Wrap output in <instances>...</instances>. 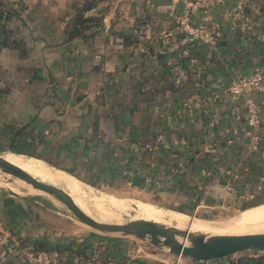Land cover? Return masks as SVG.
<instances>
[{
  "label": "crops",
  "instance_id": "crops-1",
  "mask_svg": "<svg viewBox=\"0 0 264 264\" xmlns=\"http://www.w3.org/2000/svg\"><path fill=\"white\" fill-rule=\"evenodd\" d=\"M178 9L175 0H0V146L80 179L127 183L177 203L197 190L215 200L218 193L233 197L235 178H245L238 196L250 197L264 179V91L249 96L260 108L250 128L241 117L245 97L224 86L264 65V0H218L192 10L196 22L217 23L214 49L175 29ZM191 148L224 162L222 180L210 173L201 187L210 168L190 160ZM180 177L188 183L178 185ZM8 200L0 226L49 245L32 253L52 264L171 259L86 228L57 241L29 237L7 223L17 209Z\"/></svg>",
  "mask_w": 264,
  "mask_h": 264
},
{
  "label": "rangeland",
  "instance_id": "rangeland-1",
  "mask_svg": "<svg viewBox=\"0 0 264 264\" xmlns=\"http://www.w3.org/2000/svg\"><path fill=\"white\" fill-rule=\"evenodd\" d=\"M9 153L22 155V156L32 155L29 152L18 150L15 147L0 146V156ZM55 168L58 167L55 166ZM75 177L78 178L77 176ZM78 180L81 181L82 185H84L83 186L84 196L83 199H81L80 201L83 204H85L86 207L91 212V214L96 217L95 218L92 216L93 218L95 219L98 218L97 220L100 221L107 220L106 222L117 221V220H111V221L108 220L107 216L109 215L108 212L110 210L111 211L113 210L115 212L114 213L112 211L114 214L113 215L114 219H119V221L128 220L129 216L131 217L134 216L131 213L133 212L132 208L136 206H141V204L143 203L142 204L143 206L145 205L150 206L152 208H155V210L158 209L160 213L161 211L163 212L161 214L162 217H164L162 219L164 221L155 220L153 222L163 223L166 226H170V228H172L173 230H179L189 233L194 228L193 226L195 224L193 223L197 224L203 222L204 224L210 223L211 225L222 224L228 220H231L233 217L239 215L243 211H246L252 207L257 206V205L252 207L250 206V200H249L250 197H245V198L242 196L230 197L227 194L218 193V195H216L217 196L216 200L218 199V201L216 202H210L207 204L200 201V202H196L192 208L190 206H184L183 208L185 210H181L179 208L180 207L179 204L175 201H171L170 198L167 197L164 199L156 198L157 196H151L149 192H145L144 190L132 187L127 183L109 184L107 182H101L94 178H90L89 180L78 178ZM25 183L27 182L0 169V223H1V217L3 218L4 216V211L2 209L5 208V203H6L5 199L9 198V200L11 201L9 200L7 201V206H9L12 202H17V209L15 211L10 210L12 214H10L11 216L7 218V220H9L7 221V223L9 225L17 224L22 234L28 232L29 237L33 238L35 236L40 235L41 237L43 236L44 239L51 238L57 241L61 238H65V237L67 238L73 235L77 231L85 232L83 231V228H86L85 230H89L91 232H96V233L108 232V231H101L98 229H94L89 225L81 222L53 194L36 189L32 187L29 183H27V185ZM27 186L30 187V189ZM93 203L94 205H92ZM120 203H122L121 207L124 208L125 206L126 209L121 208L119 206ZM261 204H264V201ZM88 205L90 206L88 207ZM99 205L101 208H104V211L107 213L105 214L107 219L103 214H101L103 216L99 217L98 215L99 213H97L94 210L93 207ZM126 205H128V207H126ZM195 207L198 208V213L193 214V208ZM122 212H124V215ZM116 213L118 216L115 215ZM127 213H129L130 215H128ZM172 216H174V218L177 217L176 219L184 218L185 224L182 222L181 226L180 225L177 226V224L179 223L176 222L174 223ZM131 217H129V219H131ZM185 218L192 219V221L190 220L186 221ZM190 222L192 223V225ZM3 227H4L3 225L0 226V263L2 262L6 264H14L13 259H15L16 257L17 258L15 260H18V263H22V264H52V262L54 263V261H52L53 259L49 258L50 256H46V257L41 256L38 258L37 256L33 255L32 251H30V247L28 243L27 244L24 243L26 241L25 239L20 241V238L22 237H17L19 235L16 234V232H12L11 230L5 231L6 229H4ZM190 227H192V230ZM216 229H218L217 231L220 230L218 233H238L233 231H227L224 229H219L218 227ZM108 233L116 234L118 236H126L127 238L131 239L133 242L140 243L143 247L148 248V250H151L152 252L158 251L160 253H164L165 255L170 256V258L174 257V254L170 253L165 245L163 244L153 245L149 243L147 237H137L134 234H130L122 231H110ZM7 239H9L15 245L4 246L5 243L4 240ZM17 244H19L18 245L19 248L16 247L13 250L12 248L17 246ZM16 253L17 255H15ZM244 255L251 256L250 258H252V260L249 259L251 264H264V248L236 251L225 255L210 257L208 258V260H211L214 264H227V262H229L230 260L237 259L238 257L242 259V263L240 262L238 264H245L243 263L245 262ZM181 258L187 260V262L191 261V258L188 256L182 255Z\"/></svg>",
  "mask_w": 264,
  "mask_h": 264
},
{
  "label": "water",
  "instance_id": "water-1",
  "mask_svg": "<svg viewBox=\"0 0 264 264\" xmlns=\"http://www.w3.org/2000/svg\"><path fill=\"white\" fill-rule=\"evenodd\" d=\"M0 169L24 180L36 189L53 194L78 220L94 229L108 232L122 231L134 234L137 237H147L149 243L153 245L163 244L173 254H180L190 258H210L236 251L264 248V231L219 233L207 237L200 233L193 237L190 244H184L183 241L175 237L170 226H166L163 223H155L144 218H134L121 222L100 221L77 207L73 199L62 187L37 178L1 156Z\"/></svg>",
  "mask_w": 264,
  "mask_h": 264
},
{
  "label": "bare ground",
  "instance_id": "bare-ground-1",
  "mask_svg": "<svg viewBox=\"0 0 264 264\" xmlns=\"http://www.w3.org/2000/svg\"><path fill=\"white\" fill-rule=\"evenodd\" d=\"M1 157L7 161L19 166L20 168L24 169L25 171L29 172L30 174L36 176L37 178H39L41 180H44V181H47V182H50V183H53L55 185L62 187L67 192V194L73 199V201L77 205V207H79L81 210L85 211L86 213L90 214L91 216L95 217L94 215L91 214V212L86 207V205L80 201L81 199H83V196H84V192H83V186L84 185H82L81 181H79L78 178H76L73 174H71V173H69V172H67L61 168L60 169L55 168V166H53V165L51 166V164L49 165L48 163L44 162L43 160H41L39 158L31 157V156H22V155L9 153V154H3ZM25 184L27 185V183H25ZM28 188L30 189V187H28ZM142 204H141V206H136V205H134L136 207L133 206L134 207V208H132L133 212H131V213L134 216H132V217L129 216V217H131V219L144 218V219L151 220V221H155V220L164 221V220H162L164 218V217H162V214H161V213H163L162 211L160 213L158 211V209L155 210V208H152V207L146 206V205L143 206ZM92 205H94V203ZM115 205H116V203H115ZM121 205H122V203H120L119 206L121 207ZM124 205H125V203H124ZM137 205H139V204H137ZM89 206L90 205H88V207ZM101 206H103V205H101ZM91 207H93V206H91ZM126 207H128V205H126ZM93 208L97 213H99L98 214L99 217H101L103 215L105 216V214H107L104 211V208H101L100 205L94 206ZM121 208H123V207H121ZM124 208H125V206H124ZM128 210H129V208H128ZM107 211H108V209H107ZM112 211L110 210L108 212V214H109L107 216L108 220H110V221L111 220H117L116 222H118L119 219H114V217H113L114 211L113 212ZM122 213L124 215V212H122ZM101 214H103V215H101ZM127 214L130 215L129 213H127ZM115 215H117V213ZM107 217L105 216L106 219H107ZM129 217H128V220H129ZM165 217H166V215H165ZM172 217H173L174 223L175 222L179 223V224H177V226L178 225L181 226L182 222L183 223L185 222L184 218L176 219L177 217L176 218H174V216H172ZM187 220L192 221V219H189V218L186 219V221ZM119 222H121V220ZM193 224H195L193 226L194 228L192 230V227H190L192 231L189 233L179 231V230H173L172 228L171 229H172L175 237L177 239L183 241L184 244H190V242L192 241L193 237L196 234L202 233L206 237L209 235H213V234H219L218 232L220 230L217 231L218 230V229H216L217 227L219 229H224L227 231H233V232H238V233H242V232L249 233V232L264 231V204H260V205H257L255 207H252L246 211H243L239 215L233 217L231 220H228L222 224L211 225L210 223L204 224L203 222L197 223V224L193 223ZM187 225H189V224H187ZM191 225H192V223H191Z\"/></svg>",
  "mask_w": 264,
  "mask_h": 264
},
{
  "label": "built area",
  "instance_id": "built-area-1",
  "mask_svg": "<svg viewBox=\"0 0 264 264\" xmlns=\"http://www.w3.org/2000/svg\"><path fill=\"white\" fill-rule=\"evenodd\" d=\"M179 9L175 16V29L188 39L196 40L207 44L214 49L218 42V26L216 22H196L192 17V10L207 9L213 6L218 0H175ZM224 91L231 95H241L245 97L243 111L241 114L244 122L250 128H255L260 120V108L249 96L254 92L264 91V65L255 66L246 74H239L231 77ZM252 143H256V136L252 134ZM198 208H193V214ZM182 255L174 254L170 260H165L163 264H185ZM187 264H201L199 259L191 258ZM204 264H207L206 262Z\"/></svg>",
  "mask_w": 264,
  "mask_h": 264
},
{
  "label": "trees",
  "instance_id": "trees-1",
  "mask_svg": "<svg viewBox=\"0 0 264 264\" xmlns=\"http://www.w3.org/2000/svg\"><path fill=\"white\" fill-rule=\"evenodd\" d=\"M85 7H88V6H82L81 8H85ZM77 19H80L79 15H77ZM78 22H80V21H78ZM72 32H75V31H71L70 37H72ZM247 126H249V125H247ZM188 142H189V144L192 145L194 140H189ZM197 151H198V149H195V148H191L190 149V153H191L190 160H192L194 163H196L198 165L199 169H203V168L207 169L208 167L210 168L208 174H204V175L201 174V176L199 178L201 187L209 179V174L210 173L211 174H215L219 179L222 180L220 175H223V174L219 171V168L221 167V164L224 163V162L221 159H218V158L214 157V155H211V153H209V152H207L205 150L200 151L199 153ZM192 152L195 153V154H193ZM254 153L255 152L253 150L250 151L249 156L250 157L253 156ZM254 156H255V154H254ZM37 157H39V156H37ZM250 160H252V158H250ZM67 172H69V171H67ZM69 173H71V172H69ZM75 176L80 178L78 175H75ZM244 181H245V178L242 181H240L238 178H235L234 181H229L230 186L232 187V189H234V191L236 193L235 196H238L241 193V191L243 189ZM177 183L180 186L185 185L186 183H188V178H181L180 177V178H178ZM254 183H255V185H258V188H256L253 191V194L249 198L251 207L255 206L257 204H261L264 201V199H263L264 198V179L263 180H257V182H254ZM197 191L198 192L194 191V195L192 197H181V198H179V200H181V202L179 201L180 203H178V204H179V206H180L179 208L181 210H185L183 208L184 206H190L192 208L193 205L196 202H200V201L204 202V203H207V204L210 203V202H216L215 199L209 198L207 196V194L203 195L202 193L199 192V190H197ZM242 197L245 198V196H242ZM195 213H198V209L195 211ZM22 240L23 239H20V241H22ZM4 241H5L4 246L15 245L9 239L4 240ZM24 243H26V244L28 243V245L30 247V251H32L33 253L35 251H39V250H48V248H49V245H46L44 242L38 241V240H33V241H30V242L25 241ZM18 245L19 244H17V246H15L12 249L14 250L16 247L19 248ZM15 255H17V253ZM244 256H245V262H243V263L251 264V262H250V260H252V258H250L251 256H249V255H244ZM197 259H199L201 264H204L207 261L208 258H197ZM240 262L242 263V259L237 257V259L230 260L229 262H227V264H238Z\"/></svg>",
  "mask_w": 264,
  "mask_h": 264
}]
</instances>
